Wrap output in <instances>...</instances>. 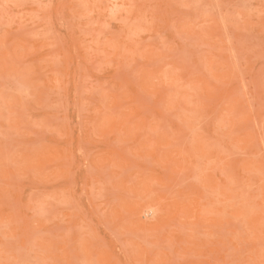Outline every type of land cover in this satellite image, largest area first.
I'll return each instance as SVG.
<instances>
[{
  "label": "rangeland",
  "instance_id": "1",
  "mask_svg": "<svg viewBox=\"0 0 264 264\" xmlns=\"http://www.w3.org/2000/svg\"><path fill=\"white\" fill-rule=\"evenodd\" d=\"M0 264H264V0H0Z\"/></svg>",
  "mask_w": 264,
  "mask_h": 264
},
{
  "label": "bare ground",
  "instance_id": "2",
  "mask_svg": "<svg viewBox=\"0 0 264 264\" xmlns=\"http://www.w3.org/2000/svg\"><path fill=\"white\" fill-rule=\"evenodd\" d=\"M195 259V258H194ZM182 263V262H181Z\"/></svg>",
  "mask_w": 264,
  "mask_h": 264
}]
</instances>
